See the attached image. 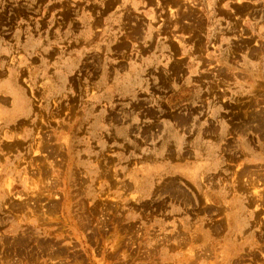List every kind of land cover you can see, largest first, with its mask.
I'll return each mask as SVG.
<instances>
[{
    "label": "rangeland",
    "instance_id": "374dc122",
    "mask_svg": "<svg viewBox=\"0 0 264 264\" xmlns=\"http://www.w3.org/2000/svg\"><path fill=\"white\" fill-rule=\"evenodd\" d=\"M0 264H264V0H0Z\"/></svg>",
    "mask_w": 264,
    "mask_h": 264
}]
</instances>
